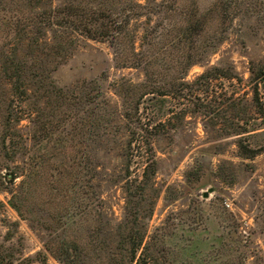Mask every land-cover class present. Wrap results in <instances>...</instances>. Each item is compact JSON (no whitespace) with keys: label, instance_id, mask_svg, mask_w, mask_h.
Wrapping results in <instances>:
<instances>
[{"label":"rangeland","instance_id":"374dc122","mask_svg":"<svg viewBox=\"0 0 264 264\" xmlns=\"http://www.w3.org/2000/svg\"><path fill=\"white\" fill-rule=\"evenodd\" d=\"M218 36L212 51L189 68L186 84L172 81L176 73L169 65L164 88L170 94L146 102L152 152L146 143L127 149L121 98L113 91L122 81L141 82L144 72L117 66L106 43L76 35L63 59L40 64L39 75L29 77L24 104L33 116L49 111L45 122L51 120L50 126L70 110L80 119L96 115L102 92L108 101L109 125L88 126L81 143L93 151L105 213L97 247L84 264H134L129 249L121 247L138 231L149 244L145 256L158 259L157 264H198L200 259L238 264L245 255L246 264H264V0H246ZM25 53L29 58L30 50ZM214 66L221 68L215 75L232 78L195 80ZM1 84L9 93V82ZM24 118L21 126L29 124ZM5 198L0 192V200ZM3 214V259L63 264L45 251L48 231L37 219H21L9 207ZM235 228L248 238L246 251L238 241L228 242L230 237L219 243ZM153 234L163 239L152 240Z\"/></svg>","mask_w":264,"mask_h":264},{"label":"trees","instance_id":"16d2710c","mask_svg":"<svg viewBox=\"0 0 264 264\" xmlns=\"http://www.w3.org/2000/svg\"><path fill=\"white\" fill-rule=\"evenodd\" d=\"M245 1L0 0V192L6 194L5 201L0 200V215L9 207L21 219H37L48 231L43 245L48 254L63 264H84L103 230L105 213L96 190L99 172L93 151L81 143L88 136V126L109 125L108 101L102 92L104 101L96 105V115L80 119L70 110L50 126L51 120L45 122L49 111L33 116L24 104L29 77L39 75L40 64L63 59L76 35L106 43L117 66L144 72L141 82L122 81L114 84L113 91L121 98L127 149L146 143L152 152L146 102L163 101L170 94L164 88L169 65L176 73L172 81L187 83L189 68L221 41L218 34L229 28ZM25 48L31 52L29 58ZM217 71L221 68L214 66L195 80L232 78L217 76ZM3 79L10 84L9 93L1 84ZM24 117L29 124L21 126ZM138 234L136 239L129 235L133 241L128 239V246L121 249H129L134 264H157L158 259L145 256L149 244L143 233ZM150 238L163 239L154 234ZM226 238L247 250L243 242L248 238L237 228L219 238V243H227ZM97 249L104 253L103 247ZM245 256L238 264H246ZM192 257L190 253L188 259ZM201 260L198 264H203ZM0 264L13 262L0 254Z\"/></svg>","mask_w":264,"mask_h":264},{"label":"water","instance_id":"95a60500","mask_svg":"<svg viewBox=\"0 0 264 264\" xmlns=\"http://www.w3.org/2000/svg\"><path fill=\"white\" fill-rule=\"evenodd\" d=\"M207 195V193L206 192H204V196H206Z\"/></svg>","mask_w":264,"mask_h":264}]
</instances>
